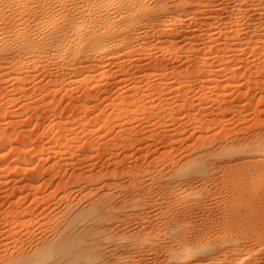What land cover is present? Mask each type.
<instances>
[{
  "label": "rangeland",
  "instance_id": "374dc122",
  "mask_svg": "<svg viewBox=\"0 0 264 264\" xmlns=\"http://www.w3.org/2000/svg\"><path fill=\"white\" fill-rule=\"evenodd\" d=\"M8 1L0 0V252L27 251L22 244L31 236L52 237L64 217L81 207L93 210L100 198L110 204L105 220L66 244L79 248L97 240L102 260L95 263L264 264V175L257 176L264 174V147H255L264 141V0H244L249 6L243 0H163L164 11L136 18V39L113 46V59L91 61L74 76L68 61H56L52 52L45 72L42 63L29 61L36 49L26 43L51 38L62 27L60 0ZM238 1L254 8L247 29L239 30L242 15H228ZM174 14L177 35L158 38L162 22ZM146 22L154 33H147ZM181 26L186 33L180 37ZM177 90L203 99L186 108L196 118L184 119L181 101L164 104ZM129 95L128 104L121 102ZM169 108L174 121L164 118ZM147 110L159 116L146 117ZM219 131L254 145L231 153L216 143L203 159L172 165L182 155L199 154L201 142ZM173 172L177 179L162 178ZM246 174H252L248 181L228 186ZM197 177L202 184L182 185ZM229 222L236 226L225 227ZM194 237L189 249L175 242ZM156 244L168 248L157 256Z\"/></svg>",
  "mask_w": 264,
  "mask_h": 264
},
{
  "label": "bare ground",
  "instance_id": "6f19581e",
  "mask_svg": "<svg viewBox=\"0 0 264 264\" xmlns=\"http://www.w3.org/2000/svg\"><path fill=\"white\" fill-rule=\"evenodd\" d=\"M22 1L23 0H9L8 1V5L16 6L18 4H21ZM239 2L240 1H238L235 4L234 8L231 6L233 9L228 7V8H230V10L228 12V15L229 14H232L231 16H233V14H239L240 16L242 15L241 19H243L245 22L241 21L242 23L241 22L239 23V25H238L239 26V30L243 29V28L247 29L248 27H251V22L255 20V17L250 14L254 10V8L251 10V6H250V10H247L246 9L247 5H245V7H243V8L241 7V4H242L241 2H244V0L241 1L240 3ZM247 2H250V1H247ZM247 2H244L243 5L245 3L248 4ZM257 2L259 3V1H257ZM60 3L62 5L61 8L63 9L64 14H63L62 25H61L62 27L57 32V34L54 33L51 36V38H48L46 40L45 39H43V40L42 39L29 40L28 42L26 41L27 42L26 44H28L29 50H32L34 48L36 49L35 52H37V53L34 52L35 55H33L34 53H31L30 54L31 58H30L29 61H30V63H36V62L42 63L41 68H39L40 71L42 70L43 72H45V70L47 68L45 62L48 60L46 55L49 52H52V54H54V59L56 61H58V62H67L68 61V64L66 65L67 67L65 66V68H66V70H69V72L72 74L71 76H74L75 74L80 73L82 70L89 69L90 68V64L89 63L91 61L102 62L104 60L105 61L106 60H110L112 57L114 58L115 56H113V52H112V50H110L113 46L114 47L115 46H117V47L118 46H126L127 44H129L132 41H134L136 39V37H137V35H136L137 32H135L134 28H133L134 27L133 25L137 24V22H138L136 20V18L137 19L138 18L139 19H141V18L146 19L152 13H154L156 11L157 12L158 11L162 12V11L165 10V7L163 6V4H164L163 0H160V1L157 0V1L153 2V4H151V5L147 4V0H60ZM49 5H51V4L46 3V6H47L48 9L50 8ZM248 6H249V4H248ZM252 7H253V4H252ZM162 8H164V10ZM179 8H181V7H179ZM175 10H177V9H175ZM180 11H181V9H180ZM14 12H16V11H14ZM175 13H177V12H175ZM19 15L20 14H18V16ZM213 15H214V13H213ZM10 16H12V15H10ZM178 16H179V14H174V15L170 16L166 20V22L164 24L162 22V26L160 27V29L157 30V37L158 38H160L161 36L162 37L164 36L166 38H174L173 37L174 33H172V31H173V28H174L175 24H177L176 23L177 22L176 19H177ZM231 16H229V17H231ZM229 17H227V19ZM11 19H13V18H11ZM246 19H247V21H246ZM222 24H226L225 20H224V22ZM229 24H230V22H229ZM146 25H145L146 26L145 28H146L147 33L150 34V33H154L155 32V30H154L155 28L152 27L153 25H150V24L148 25L147 22H146ZM104 27L105 28L108 27V31L109 32H107V34H105V33L102 34L103 32L100 31L101 28L105 29ZM185 33H186L185 32V28L183 26H181L180 30L178 31V34L181 37V36H184ZM176 35H174V36H176ZM166 40L163 42V39H162V42L165 43ZM144 41L146 42V40H144ZM176 41H177V39H176ZM167 42L171 45V43H173V40L172 39L171 40L168 39ZM174 43H175V41H174ZM174 43L172 44V46L174 45ZM6 49L8 50V48H6ZM113 49H115V48H113ZM11 50L13 51L14 49H11ZM6 51L4 50V52H6ZM8 51H10V50H8ZM0 52H2V51L0 50ZM21 52H22V56H24L25 53H27V50H23ZM8 54H10V53H8ZM11 54H15V53H11ZM18 54H20V53L18 52L17 55ZM0 59H1V57H0ZM14 64L15 65L18 64L17 67H16V70L17 71L20 70L19 64H23V59L18 60L17 63H14ZM106 65L109 66L110 62L106 63ZM174 70H175V68H174ZM24 72H26V71L24 70L23 73ZM183 87H185V86H183ZM212 87H214V86H212ZM190 90H188V91H190ZM198 90L202 91L201 89H198ZM173 92H175V91H173ZM177 92H178V90H177ZM158 93H159V91H158ZM171 93H170V96L167 99H163L165 101L164 104L167 105V100H170V102H171V100L178 101V102L181 101L180 105L178 103V105H179L178 108H179V112L184 113V119L189 120L191 118H193V119L196 118V117L192 116V114L190 112L191 110L187 111L186 108H189V109L192 108L193 107L192 104H194L193 103L194 100L197 99V100L201 101L202 98L197 97V94L195 96L194 95L195 93L193 94L194 97H195V99H193V100L190 98V96L187 95L188 97H186V95L184 93H180V91L177 94L175 93L176 95H171ZM162 95H163V92H162ZM198 96H201V95H198ZM201 97H203V96H201ZM129 99H130V95L129 96H125L121 102L128 104V102L130 101ZM131 99H132V96H131ZM153 99H155V98H153ZM158 99H160V98H158ZM137 102H138V100H137ZM200 103H202V102H200ZM159 104H162V101ZM117 106H119V105H117ZM160 106H159V108H160ZM172 108H174V107H172ZM172 108L171 109L169 108L167 113H165L167 110L164 109V110H162L163 111L162 113H165L164 114V118H165V116L167 117L169 115L168 117H170L172 119V121H174L176 119L172 118L174 116L173 115L174 112H173ZM224 108H231V107H224ZM151 110H149V111L147 110V112L145 113L146 117H151V116H154V115L159 116L157 113H151ZM174 111H175V109H174ZM171 112H173V113H171ZM205 117L207 118V114L201 115L199 119L201 120L202 118H205ZM220 133L223 134V135H220ZM220 133H219V135H216V136L212 135L211 137H207L209 139H206V141L203 138L204 140L201 142V147H200L201 150H200L199 154L188 153L187 155L186 154L182 155L177 160H175V161L173 160L172 165H179L178 163H180L183 166L187 162H194L196 159H203L202 158L203 156H206V155L210 154V152H211L210 148L212 146H214V144H216V143L219 144L218 146H222L223 143L228 145L229 146L228 150L231 153L233 151H241L243 149L247 150L248 147H251V146L254 145V143H252L250 140L245 141L244 143H241V144L238 143L239 141H237V137L234 135L233 132L232 133L231 132L227 133V132H222L221 131ZM256 146L264 147V141L259 142L258 144L255 145V147ZM167 173H163V174L161 173L163 175L162 178L166 177L167 180H168L169 177H175V178H176V176L178 177L176 172H173L171 175H167ZM255 173H257V172H255ZM262 175H264V174H262V172L261 173L260 172L257 173L258 177L259 176L262 177ZM251 177H252V174H246V175H240V176L238 175V177H236L234 179L232 178V180H229V184L230 185H228V186H230V188H231V185H232V187L237 186V185H241V184L245 183L246 181H248L247 179H250ZM253 177H255V175ZM179 178H180V176H179ZM198 181H200V182H198ZM202 181H204V178H200V177L198 178L197 177L196 179H191L190 181L182 180V183H183L182 185L191 186L193 183H196V182L202 184ZM160 183H161V181H160ZM219 186H221V185H219ZM215 189L216 188H214V190ZM221 189H223V188H221ZM215 191H217V192L213 191L214 192L213 194L217 195L219 193L218 192L219 191V187H217V189ZM221 192H220V194H221ZM218 197H220V195L219 196L217 195V198ZM233 197H235V196L233 195ZM214 198H215V196H214ZM233 199H235V198H233ZM101 200L102 199L98 198L99 203H96V204L93 203V202H92V204L90 203L93 206V210L92 209H84V208L81 207V208H78V210L77 209L76 210L73 209L74 211L72 210L73 212H71V211H69V208L71 206H74V205H71L70 207L67 206L68 207L67 211H69L71 213L68 216L63 218V219H66V221H65L64 225L62 223L63 226L61 228H58L59 227L58 226L57 227L58 229L56 230V227H55L56 231H52V232H55V234H53L52 237H50V236L49 237L48 236L44 237V235H43L44 238H42V237L41 238L40 237L39 238H34L33 236H31V237L29 236L30 238L29 239L27 238L28 241L24 242L22 244V247L25 246L24 244H27V247H28L27 251H24L23 249L19 248L18 250L15 249L14 251H12L11 254L8 255L6 251L1 250V252H0V264H2V263H4V264L5 263L6 264H103V263H95L96 260L97 261L99 259L102 260L101 259L102 258V252L100 251V247H99L100 243L97 244V242H98L97 240H91L90 242L85 243L86 244V245L84 244L85 246L79 247V248L73 247V246L68 247L66 245L67 243H70V242L74 241L76 236L79 235L80 232L83 229H85V228H87V229L94 228V227H96V224H99L102 221V219L105 220L104 216L106 214L104 215V213L109 209V207H108V209H106L107 208L106 205L109 204V203L105 202L106 199L102 200V201ZM218 200H219V198H218ZM108 201H110V200H108ZM234 202H235L234 205H236V204L238 205V203L240 202V199L239 200L235 199ZM88 207H90V205H88ZM110 208H111V206H110ZM105 209H106V211H105ZM190 209H191V207H190ZM96 210H101V211L103 210V211L99 212V213H96L95 215L93 213H91L94 216H90L89 213L93 212V211H96ZM198 212L204 214V212L201 211V208L199 209ZM87 213H88V216L90 217V220L88 219ZM183 213H186V211H184ZM84 217H86L87 219L84 218ZM83 221L86 222V225L81 228L78 224H79V222H83ZM87 221H88V225H87ZM231 225L233 227L236 226V225H234V223L232 224V222H229L226 225L224 224L225 227H228V226H231ZM239 227H241V226H239ZM51 228H52V226H51ZM50 231H51V229H50ZM233 235H236V234H233ZM192 241L195 244V241H197V238L194 237L193 239H191L190 242L185 240V239H183V241L176 240L175 242H179V243H177L178 245L180 244V245H182L184 247H188V249H189V248H191L190 245L193 244V243H191ZM232 242L233 241H231V243ZM208 246L210 247L211 245L209 244V245H207V247ZM207 247L205 246V248H207ZM233 247H237V245L234 244ZM23 248H25V247H23ZM165 248H168V246L167 245H160V244H158L155 247H151L152 251L155 254H157V256L162 250L165 251L166 250ZM231 250H234V248L231 249ZM236 250H237V248L235 249V251ZM169 257H170V259L173 262L176 263V262H178L177 260L179 259L180 256L178 257V254H176V253L172 254L171 253Z\"/></svg>",
  "mask_w": 264,
  "mask_h": 264
}]
</instances>
